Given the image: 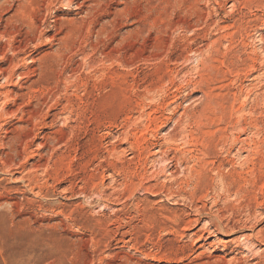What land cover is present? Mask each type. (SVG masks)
Segmentation results:
<instances>
[{
	"label": "rangeland",
	"instance_id": "obj_1",
	"mask_svg": "<svg viewBox=\"0 0 264 264\" xmlns=\"http://www.w3.org/2000/svg\"><path fill=\"white\" fill-rule=\"evenodd\" d=\"M0 264H264V0H0Z\"/></svg>",
	"mask_w": 264,
	"mask_h": 264
},
{
	"label": "bare ground",
	"instance_id": "obj_2",
	"mask_svg": "<svg viewBox=\"0 0 264 264\" xmlns=\"http://www.w3.org/2000/svg\"><path fill=\"white\" fill-rule=\"evenodd\" d=\"M15 1V0H14ZM61 3V2H60ZM14 35V34H13ZM10 42V41H9ZM9 44V43H8ZM62 49V48H61ZM71 52V51H70ZM50 68V67H49ZM16 70V69H15ZM10 73V72H9ZM14 76V75H13ZM87 84V83H86ZM2 87V86H1ZM13 142V141H12ZM55 151V150H54ZM17 179V178H16Z\"/></svg>",
	"mask_w": 264,
	"mask_h": 264
}]
</instances>
